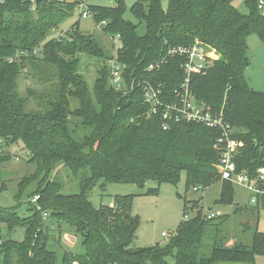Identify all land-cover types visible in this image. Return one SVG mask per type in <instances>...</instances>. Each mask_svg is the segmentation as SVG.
Listing matches in <instances>:
<instances>
[{"label": "trees", "instance_id": "1", "mask_svg": "<svg viewBox=\"0 0 264 264\" xmlns=\"http://www.w3.org/2000/svg\"><path fill=\"white\" fill-rule=\"evenodd\" d=\"M233 1L167 0L163 9L161 0H136L130 12L144 23L143 35L123 18L124 0L114 6L87 5L100 31L119 41L116 60L125 65V91L110 86L108 58L92 37L79 32L78 21L65 37L47 39L72 17L74 0L0 1V141L6 147L22 146L27 163L34 166V172L19 182L15 199L30 184L26 197L37 198L29 204L28 217H20L15 207H0V225L8 232L24 228L22 241H0L1 264H55L43 213L81 236L84 252L65 253L62 264H255L257 256H264V233L257 228L249 247H225L222 224L215 221L218 216L207 219L199 200L183 201L182 219L165 245L143 248H131L138 226V217L131 213L133 195H116L111 206L99 208L89 201L99 182L100 188L106 184L144 188L154 182L157 186L145 193L154 196L161 184L175 185L184 174L185 191H204L220 183L217 204H233L234 186L216 169L219 130L166 121L161 109L148 115L143 98L141 87L148 84L161 90L163 102L175 101L174 91L184 80L180 67L184 58L168 57V50L195 41L214 50L218 58L190 76L192 96L214 114L221 112L230 125L231 138L240 143L233 159L236 173L254 178L264 167V92L250 88L244 75L248 37L255 35L264 47V7L258 9L260 0H244L247 14H241ZM79 54L103 58L91 87L78 73ZM45 71L43 81L52 83L51 93L40 97H45L41 109L27 111L19 79ZM71 100L77 102L73 109ZM11 158L0 150V165ZM59 168L79 180L78 194L61 193ZM255 208L264 210V196ZM189 211L194 215L188 217ZM212 236L207 250L204 240Z\"/></svg>", "mask_w": 264, "mask_h": 264}, {"label": "rangeland", "instance_id": "2", "mask_svg": "<svg viewBox=\"0 0 264 264\" xmlns=\"http://www.w3.org/2000/svg\"><path fill=\"white\" fill-rule=\"evenodd\" d=\"M1 1V0H0ZM73 1V0H67ZM117 0H85L88 6H114ZM136 0H124L126 11L123 18L126 21L136 25V33L143 35L145 27L143 22L135 19L130 8ZM244 0H234L233 6L241 14H247V9L244 5ZM161 6L166 9L167 0H161ZM78 21V30L84 36L92 37L98 43L105 54L107 67H110V62L116 60V51L120 44L116 37L104 35L100 31V25L96 26L92 17L81 18L78 9L73 12L72 17L68 18L58 29L51 31L49 38L65 37L69 27ZM252 41H257L254 36L248 38V67L245 69V78L250 88L255 91L264 92V47L254 45ZM78 73L82 75L88 85L91 87L100 69L103 58L90 57L84 54L78 56ZM149 68V67H148ZM147 68V69H148ZM47 72L38 73L34 77L32 74L22 75L19 79L18 89L23 97H27V111H35L42 108V96L51 93L50 86L52 83H44V75ZM40 77V79H39ZM110 82V78H109ZM124 82V80H123ZM111 87L112 84L109 83ZM127 86H121L122 91H125ZM31 94V95H30ZM194 98V97H193ZM77 106V102L70 101V109ZM22 146H5L0 141V150L9 152L12 156L7 163L0 165V207L8 208L15 207L16 212L20 217H28L31 214L29 204H34V198H27L26 193L31 190L32 184L27 187L21 197L15 199L18 193V184L27 174L34 172V166L28 164V156L22 150ZM264 151V148H263ZM218 163V162H217ZM217 166V165H216ZM262 168V167H261ZM217 169V167H216ZM260 169V168H259ZM57 173V171H56ZM240 174V173H238ZM248 177V176H247ZM258 174L254 178H249L251 183L256 184ZM51 177L49 178V180ZM57 180L63 184L61 193L63 195L78 194L79 180L70 176L67 169L59 168ZM260 181V180H259ZM234 186V199L232 205H218L217 199L220 192V183L213 184L204 191L195 192L192 189L185 191L184 189V174H181L179 181L175 184H161L157 195H146V191L150 188H155L157 185L154 182H147L144 188H138L135 185L126 184H106L100 188L101 182L89 194V201L95 208L101 205H112L113 197L116 195H133L131 203V213L138 217V226L135 232V238L131 248H143L154 246L156 244L163 246L168 239L174 234L175 229L182 219L183 201L199 200L202 205V213L209 215V212H219V216L215 219L222 224L223 244L225 247H232L234 244H242L249 247L251 243L252 232L255 228L264 233V210L255 208V204L249 202L250 194L242 187L231 183ZM4 186V187H3ZM263 190L264 187L262 186ZM264 196V195H262ZM212 208V210H208ZM194 215V211L187 212V216ZM208 219V217H207ZM45 223L49 228L48 247L54 251L56 260L55 264H62V257L65 253L82 254L84 249L81 243V236L74 232L71 227L60 224L51 217L45 219ZM164 233L166 236L162 237ZM7 238L16 241L24 239V228L16 227L13 231L8 232L5 225H0V241ZM215 237H206L204 244L206 249ZM256 264H264V256L256 257ZM1 264V256H0ZM229 264V263H216Z\"/></svg>", "mask_w": 264, "mask_h": 264}, {"label": "built area", "instance_id": "3", "mask_svg": "<svg viewBox=\"0 0 264 264\" xmlns=\"http://www.w3.org/2000/svg\"><path fill=\"white\" fill-rule=\"evenodd\" d=\"M48 1L55 2L56 0ZM74 1L76 2V8L81 18L92 17L91 13L87 10L85 0ZM263 7L264 0H260L258 2V9H262ZM167 56H182L184 58L180 66L184 73V80L174 91L175 101L167 103L161 100V90L159 88L154 89L152 86L144 84L141 88L144 102L148 104L149 107L148 115H154L157 110L161 109L162 119L166 121L197 123L211 129L219 130L220 135L214 149L219 153L216 167L220 178L244 188L251 195L249 202L251 204H256L258 198L264 195V190L262 188V185H264V167L257 171L259 177L256 179V184L261 182L258 186L251 183L243 172L240 174L236 173L233 159L240 143L231 138L232 129L230 125L223 120L221 112L214 114L210 106L196 102L188 87L190 76L204 71L210 65L209 60L218 58L216 52L210 50L199 41H195L188 46H177L169 49ZM152 68L153 66H150L148 69L150 70ZM124 70L125 65L117 60H112L110 62V83L117 91L124 85ZM132 89L133 87L131 86V90ZM166 127L167 125L165 124L163 129ZM36 199L37 198H34V201H36ZM42 216L43 219H46L47 213H43ZM216 216H219V212L217 211L215 213L209 212V215H207L208 219ZM161 236L165 237L166 235L162 233Z\"/></svg>", "mask_w": 264, "mask_h": 264}, {"label": "crops", "instance_id": "4", "mask_svg": "<svg viewBox=\"0 0 264 264\" xmlns=\"http://www.w3.org/2000/svg\"><path fill=\"white\" fill-rule=\"evenodd\" d=\"M256 38L257 41H252L254 45H257V46H262V44L260 43V41L258 40V38L255 36V35H252ZM252 36H249V37H252ZM248 37V38H249ZM263 47V46H262ZM247 48H248V39H247ZM208 210H212V208H208ZM255 262H256V259H255ZM256 264V263H255Z\"/></svg>", "mask_w": 264, "mask_h": 264}]
</instances>
